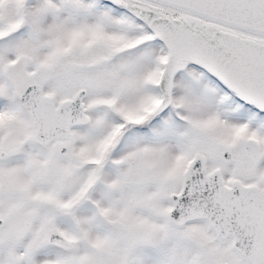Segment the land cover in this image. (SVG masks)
I'll return each instance as SVG.
<instances>
[{
  "label": "snow or ice",
  "instance_id": "6c2138e0",
  "mask_svg": "<svg viewBox=\"0 0 264 264\" xmlns=\"http://www.w3.org/2000/svg\"><path fill=\"white\" fill-rule=\"evenodd\" d=\"M0 264H264V0H0Z\"/></svg>",
  "mask_w": 264,
  "mask_h": 264
}]
</instances>
